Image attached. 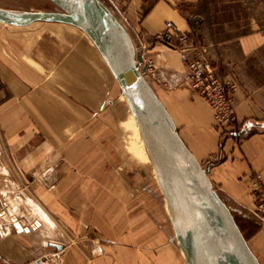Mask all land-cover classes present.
<instances>
[{
    "label": "crops",
    "instance_id": "crops-1",
    "mask_svg": "<svg viewBox=\"0 0 264 264\" xmlns=\"http://www.w3.org/2000/svg\"><path fill=\"white\" fill-rule=\"evenodd\" d=\"M122 1L108 0L105 5L134 43H153L147 50L149 56H143L146 68L149 60V84L173 118L180 137L201 164L216 159L207 173L217 193L225 195L224 200L248 202V179L253 173H264V0ZM167 22L193 34L204 45L212 64L229 83L237 85V130L249 136L241 147L234 145L236 140L228 132L223 134L218 129L212 109L185 85L186 69L175 50L176 43L168 46L161 40ZM0 55V201L4 208L0 210V223L26 218L29 227L38 221L45 226L38 223L39 228L28 231L19 225L3 227L6 236L0 241V264L33 263L32 258L51 243L61 245L63 250L49 248L51 258L47 257L44 264H148L137 256L104 257L100 238L90 244L87 234L75 226L73 216L60 209L58 192L69 183L58 180L52 172L43 175L56 170L50 154L57 136L44 129L23 134L6 125L13 112L18 115L15 121L27 116L34 122L39 119L29 109L36 106L34 89L11 71L1 50ZM79 61L90 68L84 58ZM157 78L173 87L162 88ZM15 107L17 112L13 111ZM252 241L257 258L264 264V231Z\"/></svg>",
    "mask_w": 264,
    "mask_h": 264
},
{
    "label": "rangeland",
    "instance_id": "rangeland-1",
    "mask_svg": "<svg viewBox=\"0 0 264 264\" xmlns=\"http://www.w3.org/2000/svg\"><path fill=\"white\" fill-rule=\"evenodd\" d=\"M100 1L109 4L108 0ZM48 14L64 12L50 0H0V50L11 65V71L34 89L36 106L31 105L29 109L39 119L34 122L27 116L15 121L18 115L13 112V120L6 125L11 131H22L23 134L32 129L39 133L43 129L55 133L57 137L50 156L56 170H47L43 175L52 172L58 180L68 181V187L58 192L60 209L67 210L79 222L75 226L82 229L80 233L87 234L90 244L100 238L105 247L104 257L137 256L146 259L148 264H187L174 237L152 166L145 161L138 135L129 133L124 126L129 118L131 123L134 122L124 100L120 99L116 81L103 60L100 62L84 42L86 34L76 26L55 16L29 21V17H47ZM60 26L73 35L72 41L60 34ZM152 44L149 41L134 43L137 54L142 57L144 54L149 56L147 50ZM79 58L88 61L91 69L83 66ZM144 68L145 65L141 72ZM148 76L147 66L145 78L149 82ZM156 80L167 89L165 81ZM14 109L17 112L16 107ZM126 134L137 144L138 150L132 148ZM248 138L244 135L234 141V145L241 147ZM212 159L214 164L216 159ZM201 165L208 170L207 163ZM255 174L248 179V202L226 201L225 195L217 194L231 210L256 255L252 240L264 231V215L257 211V201L250 189ZM214 190L218 192V189ZM0 210L4 211L1 201ZM16 221L0 223V241L6 236L4 229L8 224L19 225L27 231L28 228H39L40 224L44 226L38 221L40 224L29 227L26 218ZM49 248L40 250L32 260L41 259L43 264L46 263Z\"/></svg>",
    "mask_w": 264,
    "mask_h": 264
},
{
    "label": "water",
    "instance_id": "water-1",
    "mask_svg": "<svg viewBox=\"0 0 264 264\" xmlns=\"http://www.w3.org/2000/svg\"><path fill=\"white\" fill-rule=\"evenodd\" d=\"M61 18L83 31L98 49L125 97L155 170L176 242L187 264H261L207 171L180 137L175 122L138 64L134 42L100 0H50ZM164 40L167 44L168 38ZM50 248L62 251L61 245ZM30 264H43L37 260Z\"/></svg>",
    "mask_w": 264,
    "mask_h": 264
},
{
    "label": "built area",
    "instance_id": "built-area-1",
    "mask_svg": "<svg viewBox=\"0 0 264 264\" xmlns=\"http://www.w3.org/2000/svg\"><path fill=\"white\" fill-rule=\"evenodd\" d=\"M165 35L168 38V46L176 43L175 50L178 51L180 61L186 69L185 85L212 109L216 126L223 134L228 132L230 138L236 141L240 139L242 135L237 130L238 116L235 101L237 85L226 80L220 70L212 64L204 45L197 42L191 34L181 32L173 22H167ZM138 67L141 72L144 63H139ZM164 86L167 89L173 87L167 82ZM214 161L210 159L207 165ZM250 189L257 201V211L264 215V173L254 175Z\"/></svg>",
    "mask_w": 264,
    "mask_h": 264
},
{
    "label": "bare ground",
    "instance_id": "bare-ground-1",
    "mask_svg": "<svg viewBox=\"0 0 264 264\" xmlns=\"http://www.w3.org/2000/svg\"><path fill=\"white\" fill-rule=\"evenodd\" d=\"M74 28V27H73ZM59 30V32H60V34L66 39V40H68V39H71V41H72V37H73V35H70L69 33H67V32H65V28L63 27V26H60L59 28H58ZM75 29H77V28H75ZM71 30V29H70ZM73 31V30H72ZM76 31H79L78 29L76 30ZM80 32V31H79ZM78 33V32H77ZM85 36V35H84ZM83 39V38H82ZM85 42H87L88 44H89V46L92 48L91 50L94 52V53H96V56L98 57V59H99V61L100 62H102V60H103V58H102V56H101V54L99 53V51H98V49L95 47V45H94V43L91 41V39L86 35L85 36ZM98 52V53H97ZM103 62H104V64H105V66L107 67V65H106V63H105V61L103 60ZM107 69H108V71H109V73L111 74V72H110V70H109V68L107 67ZM111 76H112V74H111ZM113 77V76H112ZM114 79V78H113ZM115 80V79H114ZM120 93H121V91H120ZM120 99H121V101L122 100H124V103L127 105V108H128V113H129V117H131L132 118V120H133V122H134V124H135V127H134V124L133 123H131V119L129 118V120H127L126 122H125V124H124V126L126 127V129L129 131V133H135L136 132V135H138V139H139V141H140V144H141V147H142V149H143V153H144V158H145V161H146V163H148V164H150L151 166H152V163H151V161H150V158H149V155H148V153H147V150H146V148H145V145H144V142H143V140H142V137H141V133H140V131H139V128H138V126H137V124H136V122H135V120H134V117H133V115H132V113H131V111H130V108H129V105H128V103H127V101H126V99H125V97L123 96V94L121 93L120 94ZM127 135V134H126ZM128 136V135H127ZM128 140H129V142L131 143V145H132V148H134L135 150H138L137 149V144L133 141V140H131L130 139V137L128 136ZM152 169H153V173H154V175H155V178H156V180H157V177H156V173H155V170H154V168H153V166H152ZM157 183H158V181H157ZM159 185V184H158ZM160 188V187H159ZM161 190V189H160ZM161 193H162V191H161ZM163 195V194H162ZM164 198V197H163ZM164 205H165V209H166V211H167V207H166V203H165V200H164ZM167 215H168V211H167ZM168 217H169V215H168ZM181 253L183 254V252L181 251ZM184 255V254H183ZM184 258H185V256H184ZM219 264H226V263H224V262H219Z\"/></svg>",
    "mask_w": 264,
    "mask_h": 264
}]
</instances>
